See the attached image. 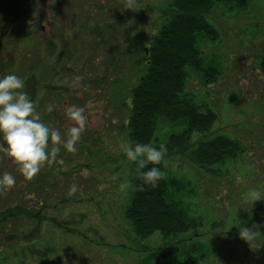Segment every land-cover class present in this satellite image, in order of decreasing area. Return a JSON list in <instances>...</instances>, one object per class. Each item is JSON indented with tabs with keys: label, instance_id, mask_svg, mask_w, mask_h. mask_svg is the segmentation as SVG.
<instances>
[{
	"label": "rangeland",
	"instance_id": "obj_1",
	"mask_svg": "<svg viewBox=\"0 0 264 264\" xmlns=\"http://www.w3.org/2000/svg\"><path fill=\"white\" fill-rule=\"evenodd\" d=\"M172 2L0 0V77L24 78L42 122L62 137L75 126L68 106L87 117L77 151L55 145V159L31 179L0 153V173L16 181L0 189V264H156V252L167 248L174 253L164 264H264V198L244 200L253 188L264 194V0L242 11L217 3L207 15L217 34L199 43L202 69L185 68V96L217 116L209 131L193 132L183 153L165 148L161 162L168 188L181 190L186 231L141 237L125 216L137 166L121 147L132 89ZM204 68L215 70L214 82ZM157 121L153 147L186 133L181 120ZM218 135L238 143L233 156L207 165L190 159L198 141ZM237 225L257 233L243 240Z\"/></svg>",
	"mask_w": 264,
	"mask_h": 264
},
{
	"label": "trees",
	"instance_id": "obj_2",
	"mask_svg": "<svg viewBox=\"0 0 264 264\" xmlns=\"http://www.w3.org/2000/svg\"><path fill=\"white\" fill-rule=\"evenodd\" d=\"M250 2L251 0H173L171 18L159 30L147 50L146 73L132 89L129 140L149 144L155 139L159 118L181 120L186 133L172 132L167 138L169 142L164 145L169 153L179 154L190 146L193 132L204 133L210 130L217 118L216 113L210 108L198 107L194 98L185 96V68H197L200 65L198 69H202L203 58L199 45L201 36L212 38L217 34L207 19L213 7L222 3L231 11H242ZM209 69L204 68L203 72L208 81L214 82L216 72ZM209 76L212 78L209 79ZM29 80L27 83L32 85ZM237 151L236 141L218 135L213 139L198 141L189 157L197 164L207 165L222 162ZM153 166L162 169L161 163H148L140 170L136 166L132 178L134 191L125 216L131 222L135 234L141 237L155 231L184 232L189 219L187 220L188 216L182 210V201L177 199L181 190L169 189L171 182L167 177L151 187L145 185L139 176L140 171H147ZM173 253L172 248L158 250L156 264H164L163 259L171 258Z\"/></svg>",
	"mask_w": 264,
	"mask_h": 264
},
{
	"label": "clouds",
	"instance_id": "obj_3",
	"mask_svg": "<svg viewBox=\"0 0 264 264\" xmlns=\"http://www.w3.org/2000/svg\"><path fill=\"white\" fill-rule=\"evenodd\" d=\"M25 79L15 72L0 77V153L10 157L16 164L17 170L28 179L37 174L43 165L51 163L58 149L55 145H62L69 152L77 151L76 144L87 125L85 109L75 105L65 109L66 116L75 122L62 137L59 129L50 128L42 122L36 107L24 91ZM53 105L47 106L51 112ZM53 147L49 148V144ZM128 161L135 162L138 170L144 169L148 163L158 165L165 156V147H153L150 144L127 141L121 145ZM59 163H62L60 161ZM86 174V172L84 173ZM145 185L155 187L158 181L165 178V173L153 166L147 171L139 172ZM15 177L11 172L0 173V189H10L15 184ZM125 180L120 185L121 191L129 187ZM75 191V185L71 186ZM264 198L259 190L250 189L244 196L245 202ZM239 227V237L249 241L254 238L257 231L251 228Z\"/></svg>",
	"mask_w": 264,
	"mask_h": 264
},
{
	"label": "flooded vegetation",
	"instance_id": "obj_4",
	"mask_svg": "<svg viewBox=\"0 0 264 264\" xmlns=\"http://www.w3.org/2000/svg\"><path fill=\"white\" fill-rule=\"evenodd\" d=\"M10 1H11V0H10ZM14 4H18V3H14ZM14 4H13V5H14ZM5 26H8V24H7V25H5Z\"/></svg>",
	"mask_w": 264,
	"mask_h": 264
}]
</instances>
